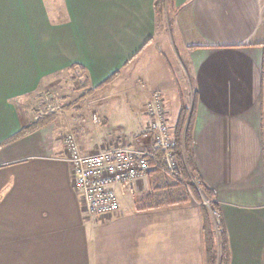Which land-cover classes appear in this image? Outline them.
<instances>
[{"label":"crops","instance_id":"obj_1","mask_svg":"<svg viewBox=\"0 0 264 264\" xmlns=\"http://www.w3.org/2000/svg\"><path fill=\"white\" fill-rule=\"evenodd\" d=\"M21 1L0 0V264H205L200 212L189 200L85 215L64 135L73 133L82 153L110 143L152 148L143 115L122 136H105L109 107L91 92L48 123L30 115L44 79L73 64L92 90L121 75L154 42V0H65L63 22L41 0ZM170 9L186 100L170 109L162 86L146 101L160 94L171 125L181 109L190 115L196 175L225 228L227 264H264V0H172ZM153 173L116 190L153 198L170 184Z\"/></svg>","mask_w":264,"mask_h":264},{"label":"rangeland","instance_id":"obj_2","mask_svg":"<svg viewBox=\"0 0 264 264\" xmlns=\"http://www.w3.org/2000/svg\"><path fill=\"white\" fill-rule=\"evenodd\" d=\"M20 2H23L19 0ZM38 1V0H37ZM46 7L48 16L51 19H56L57 22H63L67 20V11L65 6V0H41ZM24 2H27L26 0ZM33 6V2L36 0H28ZM25 8V6H22ZM167 9V11H166ZM164 13L161 14L158 20L157 33L154 38V42L147 45L145 49L139 54V57L133 62L121 75H118L121 80L115 83H105L101 86L94 88L88 98L95 101V105H100L102 102L107 103L109 109L107 113V120L103 126V135L122 136L126 123L132 121L136 116L139 122V113L143 115V107L147 102L148 93L160 89L165 86V92L162 91V95L167 99V105H170V109L179 108L180 104L185 102V94L187 91L186 83L183 78L185 75L184 69L182 70V64L180 57L177 54V50L174 46V41L170 35L171 26L167 23V18L171 19L170 1L164 5ZM77 77L81 76L80 73L75 72ZM79 78V77H78ZM81 78V77H80ZM81 80V79H80ZM114 79L113 81H115ZM82 91L76 88V84L72 78L71 71L63 70L53 76L47 77L43 81L42 87L37 93L30 96L34 100H38L36 106L30 109L34 119H39L38 111L43 110L45 103H52L58 105L60 108L57 111L51 113H57L65 105V102H71L81 95ZM37 94L39 96H37ZM64 98V99H60ZM87 98V99H88ZM89 99V100H90ZM104 100V101H103ZM146 101V102H145ZM42 105H38L39 103ZM138 102V103H137ZM86 101L79 104L84 108L85 114L90 112L85 108ZM38 105V106H37ZM33 107V106H32ZM140 108V109H139ZM31 110L33 112H31ZM78 111L79 109H72ZM136 110V112H134ZM42 112H46L45 109ZM139 112V113H138ZM50 113L43 114L40 118L47 116ZM32 116V115H31ZM144 116V115H143ZM174 116H172L173 118ZM143 118V117H142ZM145 118V117H144ZM146 119V118H145ZM146 122V121H145ZM131 123V122H130ZM125 124V125H124ZM145 127V123L143 124ZM71 133V132H70ZM73 134V133H72ZM108 137V136H107ZM143 140V138L141 137ZM117 143H110L106 146L116 145ZM106 146H102L106 147ZM127 146V145H126ZM99 148L98 150H100ZM95 150V151H98ZM93 151V152H95ZM161 172H155L154 175H160ZM190 175V174H189ZM191 176V175H190ZM192 178V177H191ZM167 182H171L168 180ZM187 189L182 186H176L173 190L166 191L161 190L158 192L157 197H145L141 200L140 195L136 192L134 195L123 197L117 190H115L118 204L121 208H128L133 206L151 205L153 203L167 202V201H180L182 199L189 200L190 205L199 206L196 202L198 199L203 204L202 199H199L198 195H194L189 199L187 196ZM185 202V201H184ZM187 203V202H186ZM209 210L210 206L204 204ZM86 216H88L85 213ZM109 216V215H108ZM92 217V216H91ZM105 217V216H104ZM102 218V217H99Z\"/></svg>","mask_w":264,"mask_h":264},{"label":"built area","instance_id":"obj_3","mask_svg":"<svg viewBox=\"0 0 264 264\" xmlns=\"http://www.w3.org/2000/svg\"><path fill=\"white\" fill-rule=\"evenodd\" d=\"M59 108L52 103H45L44 107L45 113L55 112ZM43 110L38 111V118L45 114ZM143 115L146 118L145 133L153 147L161 151L159 157L146 147L119 144L82 153L75 136L72 133L64 135V160L72 167L74 187L82 197L84 212L88 216L104 217L114 214L118 209L116 187L144 180L154 170L181 182V171L175 153L177 141L174 137V125L169 122L160 94L155 93L144 104ZM203 204L209 207V200L203 198ZM211 214L213 217L217 215L213 210Z\"/></svg>","mask_w":264,"mask_h":264},{"label":"trees","instance_id":"obj_4","mask_svg":"<svg viewBox=\"0 0 264 264\" xmlns=\"http://www.w3.org/2000/svg\"><path fill=\"white\" fill-rule=\"evenodd\" d=\"M171 2L172 0H154V9H155V15H156V22L158 25V20L162 13H164V5H166L168 2ZM167 11V9H166ZM167 23L170 26L171 25V19L170 17L167 18ZM69 71L72 73V78L76 84V88L81 90L82 93L79 97L74 99L72 102L67 103V105H64L62 107H74L75 104L81 101V99H84L92 91L91 88H88V84L86 82V77H84V82L80 80L75 72L80 73L83 75L84 70L83 68L78 64H73L69 66ZM119 73L115 72L112 74L103 84L110 83L114 79L118 77ZM60 99H64L61 98ZM188 111L186 109H181L178 119L174 125V137L177 141L176 145V155L178 164L181 171V182L175 181L173 179H170L173 181V183H170L169 186H163L158 188V190H166L167 187H169L170 191L176 186H182L183 188L187 189V196L186 197H192L194 194H196V191L198 192V189L203 194V196L209 200V206L211 210L216 211L215 204L211 201V195L209 190L204 186L200 181L199 177L196 175V168L194 164V157H193V151H192V143H191V135H190V127H189V121H190V115L187 119ZM53 117V113L48 114L44 117L43 124L48 123L50 121V118ZM187 119V122H186ZM186 122V126H185ZM35 124H39L38 121L34 122ZM36 126H33V124H30L23 128L22 134H25L29 131H32ZM185 127V129H184ZM152 152L156 154L157 157L161 155V151L156 148L152 147L149 148ZM153 172H161L159 170H154ZM152 173V172H151ZM164 176H166L163 172H161ZM191 176H190V175ZM167 177V176H166ZM192 177V178H191ZM196 182V183H195ZM197 189V190H196ZM160 192V191H159ZM158 192L156 193L157 197ZM190 199V198H189ZM187 202L186 199H182L180 201H167V202H157L156 207L160 206H167V205H174V204H180ZM199 212L201 217V233L203 237V250H204V258H205V264H227L229 259V250H228V242H227V234L225 231V228L222 224L221 219L219 218V215L215 218L211 216L210 210L204 206V204L199 201ZM151 208V207H150Z\"/></svg>","mask_w":264,"mask_h":264}]
</instances>
